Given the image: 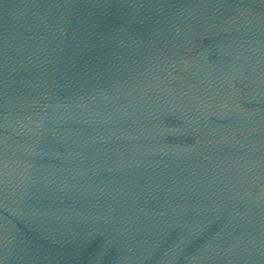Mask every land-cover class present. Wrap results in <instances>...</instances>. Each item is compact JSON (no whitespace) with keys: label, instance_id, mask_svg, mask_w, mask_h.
<instances>
[{"label":"water","instance_id":"1","mask_svg":"<svg viewBox=\"0 0 264 264\" xmlns=\"http://www.w3.org/2000/svg\"><path fill=\"white\" fill-rule=\"evenodd\" d=\"M0 264H264V0H0Z\"/></svg>","mask_w":264,"mask_h":264}]
</instances>
